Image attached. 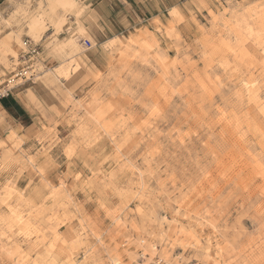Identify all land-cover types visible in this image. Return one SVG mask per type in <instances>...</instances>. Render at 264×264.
<instances>
[{"label": "rangeland", "instance_id": "374dc122", "mask_svg": "<svg viewBox=\"0 0 264 264\" xmlns=\"http://www.w3.org/2000/svg\"><path fill=\"white\" fill-rule=\"evenodd\" d=\"M167 1L0 0V264H264V0Z\"/></svg>", "mask_w": 264, "mask_h": 264}, {"label": "crops", "instance_id": "0c3cea01", "mask_svg": "<svg viewBox=\"0 0 264 264\" xmlns=\"http://www.w3.org/2000/svg\"><path fill=\"white\" fill-rule=\"evenodd\" d=\"M105 7V18L111 22L108 31H121L123 24L126 28L138 25V21H148L160 17L164 12L171 9L170 1L165 0H100ZM142 5V8L140 7ZM151 6L152 9H145ZM122 25V26H121ZM0 101V112L5 114L15 125L31 126L35 123L36 112L29 101H22L16 96L2 98Z\"/></svg>", "mask_w": 264, "mask_h": 264}, {"label": "built area", "instance_id": "2783aa9c", "mask_svg": "<svg viewBox=\"0 0 264 264\" xmlns=\"http://www.w3.org/2000/svg\"><path fill=\"white\" fill-rule=\"evenodd\" d=\"M86 44L88 42L86 41ZM41 53L40 46L32 43L29 40L23 41V48L20 53V58L25 66L19 70H15L10 78L6 81V84L0 89V99L8 96L9 91L14 87L19 86L21 81H29L34 77V62L39 58ZM11 85V87H9Z\"/></svg>", "mask_w": 264, "mask_h": 264}, {"label": "trees", "instance_id": "16d2710c", "mask_svg": "<svg viewBox=\"0 0 264 264\" xmlns=\"http://www.w3.org/2000/svg\"><path fill=\"white\" fill-rule=\"evenodd\" d=\"M0 101L3 103L4 101L0 99Z\"/></svg>", "mask_w": 264, "mask_h": 264}]
</instances>
